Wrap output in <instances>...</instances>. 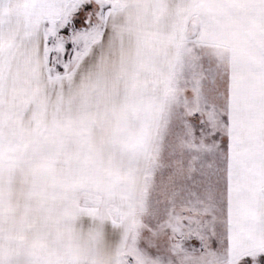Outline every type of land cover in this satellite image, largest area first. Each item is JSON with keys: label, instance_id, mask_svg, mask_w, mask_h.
Wrapping results in <instances>:
<instances>
[{"label": "snow or ice", "instance_id": "6c2138e0", "mask_svg": "<svg viewBox=\"0 0 264 264\" xmlns=\"http://www.w3.org/2000/svg\"><path fill=\"white\" fill-rule=\"evenodd\" d=\"M0 264H264V0H0Z\"/></svg>", "mask_w": 264, "mask_h": 264}]
</instances>
